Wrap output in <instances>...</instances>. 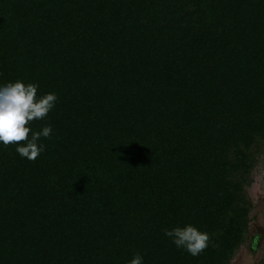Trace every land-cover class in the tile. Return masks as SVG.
<instances>
[{
    "label": "trees",
    "instance_id": "trees-1",
    "mask_svg": "<svg viewBox=\"0 0 264 264\" xmlns=\"http://www.w3.org/2000/svg\"><path fill=\"white\" fill-rule=\"evenodd\" d=\"M55 93L0 143V264H227L264 139V0H0V85ZM30 138V137H29ZM210 236L197 256L165 229Z\"/></svg>",
    "mask_w": 264,
    "mask_h": 264
},
{
    "label": "clouds",
    "instance_id": "clouds-1",
    "mask_svg": "<svg viewBox=\"0 0 264 264\" xmlns=\"http://www.w3.org/2000/svg\"><path fill=\"white\" fill-rule=\"evenodd\" d=\"M37 88V84H25L21 80L0 85V143L5 147L20 145L16 148L20 156L33 161L45 150V146L38 143L40 138L50 137L52 128L47 125L33 132L30 124L44 119L57 100L52 92L38 97ZM164 234L172 238L177 248H184L193 256L199 255L210 240L207 232L192 224L165 229ZM142 261L143 257L137 253L129 264H142Z\"/></svg>",
    "mask_w": 264,
    "mask_h": 264
},
{
    "label": "rangeland",
    "instance_id": "rangeland-1",
    "mask_svg": "<svg viewBox=\"0 0 264 264\" xmlns=\"http://www.w3.org/2000/svg\"><path fill=\"white\" fill-rule=\"evenodd\" d=\"M244 194L250 202L245 237L227 264H264V139L257 147Z\"/></svg>",
    "mask_w": 264,
    "mask_h": 264
}]
</instances>
